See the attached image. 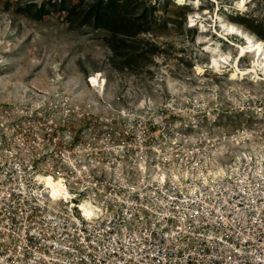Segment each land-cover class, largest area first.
<instances>
[{"label": "clouds", "instance_id": "9594fccd", "mask_svg": "<svg viewBox=\"0 0 264 264\" xmlns=\"http://www.w3.org/2000/svg\"><path fill=\"white\" fill-rule=\"evenodd\" d=\"M170 6L188 10L153 76L117 91L90 76L107 132L35 144L10 160L15 183L0 174V201L24 209L11 239L0 223V264H264V0ZM18 47L0 34V53Z\"/></svg>", "mask_w": 264, "mask_h": 264}, {"label": "rangeland", "instance_id": "374dc122", "mask_svg": "<svg viewBox=\"0 0 264 264\" xmlns=\"http://www.w3.org/2000/svg\"><path fill=\"white\" fill-rule=\"evenodd\" d=\"M171 4L172 0H0V34L6 41L19 42L14 53L0 54L22 57L0 69V109L64 102L63 108L71 111L68 128L75 144L89 131L99 138L108 125L88 106L86 93L93 89L87 78L102 72L117 91V86H134L129 83L133 74L153 76L147 66H160L152 59L164 51L160 45L171 47L169 24L181 26L188 10ZM97 11L98 21L93 18ZM261 122L248 119L249 125ZM117 123L112 120L113 133Z\"/></svg>", "mask_w": 264, "mask_h": 264}, {"label": "built area", "instance_id": "2783aa9c", "mask_svg": "<svg viewBox=\"0 0 264 264\" xmlns=\"http://www.w3.org/2000/svg\"><path fill=\"white\" fill-rule=\"evenodd\" d=\"M87 78V80H89ZM50 105V103L35 106L13 105L9 110L0 109V174L5 175L3 187H8L9 184L15 183L11 179L16 175L15 169L11 167L10 160L16 159L22 161L24 155H35V144L43 142L44 149L49 145L61 146V140L58 137H63L66 133H72L68 128L70 124V113L68 108H63L66 105ZM51 107V108H50ZM58 109L60 117L56 118L55 110ZM55 114V115H54ZM264 135V133H263ZM76 137L73 136L72 143L75 144ZM8 153H15L14 156L9 157ZM46 159L45 155L33 159V170L36 165ZM26 171V169H23ZM17 193L9 189L8 200L0 201L4 203L5 207L0 208V223L5 228H8V236L11 239L12 226H20L18 216L23 208H18ZM26 203V202H25ZM239 207V205H238ZM32 217L29 216L28 220ZM3 234L0 233V238Z\"/></svg>", "mask_w": 264, "mask_h": 264}, {"label": "bare ground", "instance_id": "6f19581e", "mask_svg": "<svg viewBox=\"0 0 264 264\" xmlns=\"http://www.w3.org/2000/svg\"><path fill=\"white\" fill-rule=\"evenodd\" d=\"M98 73V72H97ZM86 83L88 85L89 88L93 89L95 88V85H96V81L92 80V79H89V80H86Z\"/></svg>", "mask_w": 264, "mask_h": 264}, {"label": "trees", "instance_id": "16d2710c", "mask_svg": "<svg viewBox=\"0 0 264 264\" xmlns=\"http://www.w3.org/2000/svg\"><path fill=\"white\" fill-rule=\"evenodd\" d=\"M111 4H112V1H110L108 4H106V6L107 7H109V6H111ZM98 8V10L100 9V7L98 6L97 7ZM92 11H90V13H91ZM98 12V11H97ZM96 21H98L99 20V18H100V13L98 12V13H96L95 15H94V17H93Z\"/></svg>", "mask_w": 264, "mask_h": 264}]
</instances>
